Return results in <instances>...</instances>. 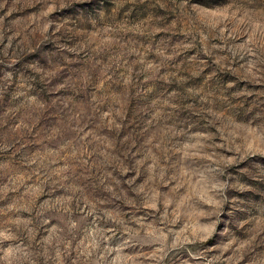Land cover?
I'll return each mask as SVG.
<instances>
[{
  "label": "rangeland",
  "instance_id": "obj_1",
  "mask_svg": "<svg viewBox=\"0 0 264 264\" xmlns=\"http://www.w3.org/2000/svg\"><path fill=\"white\" fill-rule=\"evenodd\" d=\"M0 264H264V0H0Z\"/></svg>",
  "mask_w": 264,
  "mask_h": 264
}]
</instances>
